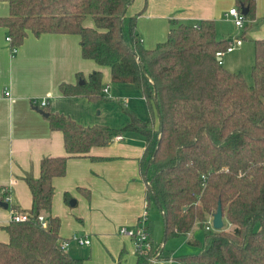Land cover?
I'll return each mask as SVG.
<instances>
[{
    "label": "trees",
    "instance_id": "16d2710c",
    "mask_svg": "<svg viewBox=\"0 0 264 264\" xmlns=\"http://www.w3.org/2000/svg\"><path fill=\"white\" fill-rule=\"evenodd\" d=\"M8 2L10 13L0 17V26L11 47H20L30 35H78L82 56L109 68L112 82L136 85L151 117L144 121L125 109L130 121L112 128L84 126L47 111L50 128L64 134L66 155L43 158L40 176H26L33 196L25 211L30 219L6 227L9 240L0 241V264H83L61 246V221L52 214L53 180L66 174L69 158L92 157L93 147L128 132L145 137L140 172L146 199L165 225L157 245L150 220L153 248L148 255L138 253L136 264L167 259L164 244L206 228L220 205L231 227L206 229L204 241L190 237L187 242L200 251L174 258L184 264H264V39L255 41L250 84L219 60L217 52L226 50L228 39L218 37L214 20L192 25L172 19L167 39L149 49L137 29L139 14H127L134 0ZM235 7L248 9L244 29L249 30L257 20L256 0H235ZM103 79L101 69L79 73L59 91L98 101L106 95ZM6 193L0 192V200ZM41 215L46 226L39 223Z\"/></svg>",
    "mask_w": 264,
    "mask_h": 264
},
{
    "label": "crops",
    "instance_id": "0c3cea01",
    "mask_svg": "<svg viewBox=\"0 0 264 264\" xmlns=\"http://www.w3.org/2000/svg\"><path fill=\"white\" fill-rule=\"evenodd\" d=\"M256 2L257 20L249 30L227 16L235 0H134L127 14H139L137 29L149 49L167 39L172 19L192 25L214 20L218 37L243 39L239 47L222 56V63L247 79L245 59H251L252 69L255 41L264 39V0ZM9 13L8 0H0V17ZM7 37V30L0 26V192L7 188L12 197L8 207L0 205L2 242L9 240L6 227L12 222V210L25 212L33 205L26 176H40L43 158L66 155L63 132L50 128L41 109L64 114L84 126L121 128L130 121L125 109L144 121L151 117L147 100L136 85L112 82L109 68L82 56L78 35H30L16 53ZM98 69L104 73V89L108 88L103 99L89 101L60 93L61 83L76 82L79 73L88 76ZM43 99L48 100L45 109L40 106ZM144 152L145 137L128 132L122 139L93 147L92 157L69 158L66 174L54 178L52 214L60 218L61 240L76 234L91 240L89 245L73 243L68 248L83 264L137 263L134 240L119 229L136 225L145 208L146 184L140 172ZM164 254L167 259L153 264H184L174 258L176 254L165 253V249Z\"/></svg>",
    "mask_w": 264,
    "mask_h": 264
},
{
    "label": "built area",
    "instance_id": "2783aa9c",
    "mask_svg": "<svg viewBox=\"0 0 264 264\" xmlns=\"http://www.w3.org/2000/svg\"><path fill=\"white\" fill-rule=\"evenodd\" d=\"M227 16L229 18H232L238 27L243 28L245 26V22H246L245 16L242 13V11H240L238 8L234 7L232 9H230L227 12ZM7 40H8V42L11 41L9 36L7 37ZM242 42H243V39H241V38L230 39L228 41V46H227L226 50H223V51L221 50V51L217 52V56H218L219 60L222 62V56L226 52L234 51L237 47H239L242 44ZM11 49H12V53H16L18 50L17 47H11ZM104 90L107 91L108 88H106ZM5 94H6V96H10V92H6ZM40 106L43 108L47 107L48 106V100L43 99L41 101ZM115 139H122V135L116 136ZM3 191L7 192L4 196V200L9 204L11 202V199H12L11 194H10V192H8L7 188H4ZM149 209H150V203L146 199L144 211L141 214V216L139 217V220L136 223V225H134L133 227L123 226L119 229L121 234L128 235L134 240L137 252L139 254H142V255H148L149 252L153 248V241L151 239L150 232L148 231V228H147V226L150 222ZM29 219H30V216L27 212L12 210L11 221L22 222V221H27ZM39 223L42 226H46V221H45L43 215H41L39 217ZM212 227H213V218L209 221V224L206 226V229L210 230ZM73 243H76L77 245H89L91 243V240H90V238L82 236L80 234L73 235L69 239L61 240L62 248L66 249V250H68V248ZM151 259L153 262L156 261V258H151Z\"/></svg>",
    "mask_w": 264,
    "mask_h": 264
},
{
    "label": "rangeland",
    "instance_id": "374dc122",
    "mask_svg": "<svg viewBox=\"0 0 264 264\" xmlns=\"http://www.w3.org/2000/svg\"><path fill=\"white\" fill-rule=\"evenodd\" d=\"M89 20L90 21H88V22H90V24H91L92 21H91V19H89ZM245 60H246V65H245V71L244 72L245 73L248 72L247 81L250 84H252L253 83V77L251 75V69H249L250 63H248L251 61V59H249V60L245 59ZM249 71H250V73H249ZM122 106L125 107L124 105H122ZM149 213H150V220L153 224V239H154V242L157 245H159L162 243L163 233L165 230L163 218L161 217L160 211L154 203H152V205L150 206ZM224 223H225L224 228L229 229L231 227V225H229L226 220H224ZM193 233H194L193 238L200 240V241H204L205 236H206V228L196 227L194 229ZM189 238L190 237L188 235H186V236L173 237V238L169 239L163 246V248L165 249V253H168V254L174 253V254L179 255V256L198 253L200 251V247L188 243L187 240ZM151 258H154V257H150V259ZM194 264H203V263H194Z\"/></svg>",
    "mask_w": 264,
    "mask_h": 264
},
{
    "label": "water",
    "instance_id": "95a60500",
    "mask_svg": "<svg viewBox=\"0 0 264 264\" xmlns=\"http://www.w3.org/2000/svg\"><path fill=\"white\" fill-rule=\"evenodd\" d=\"M126 13V11H125ZM124 13V14H125ZM242 13L244 15H247L248 13V9H243L242 10ZM42 112L43 115L47 116L49 113L46 112L45 110L41 109L40 110ZM161 120V118H160ZM0 205L3 206V207H8V203L6 202H3L0 200ZM224 219H223V211H222V208H221V205L219 206L217 212L215 213V215L213 216V228L214 229H217V230H220V229H223L224 227Z\"/></svg>",
    "mask_w": 264,
    "mask_h": 264
}]
</instances>
